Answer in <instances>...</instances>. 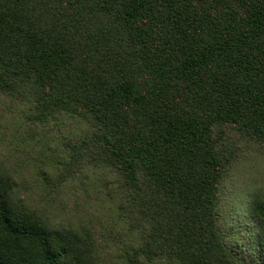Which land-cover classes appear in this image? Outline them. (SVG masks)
<instances>
[{
  "label": "trees",
  "instance_id": "16d2710c",
  "mask_svg": "<svg viewBox=\"0 0 264 264\" xmlns=\"http://www.w3.org/2000/svg\"><path fill=\"white\" fill-rule=\"evenodd\" d=\"M0 114L87 202L0 167V264H264V197L225 207L264 160V0H0Z\"/></svg>",
  "mask_w": 264,
  "mask_h": 264
},
{
  "label": "rangeland",
  "instance_id": "374dc122",
  "mask_svg": "<svg viewBox=\"0 0 264 264\" xmlns=\"http://www.w3.org/2000/svg\"><path fill=\"white\" fill-rule=\"evenodd\" d=\"M0 118L3 120L2 123L0 122V167L13 177L15 176L30 198L34 199L41 208L51 210L55 218L60 220L78 219L84 213L83 207L87 202L83 200L78 202L65 194L45 193L42 187L37 184L39 178L33 164L34 158H30L31 150L26 143V134L19 133L12 128L9 124L10 120L5 114H0ZM244 168H249L251 171L244 174ZM34 177L37 180L33 182ZM235 177L233 186L226 196L228 200L225 207L227 212L230 211L235 215V210L238 209L239 214L243 215L251 195L259 193L264 197V160L260 157L254 160L248 159L238 167ZM41 197H45V199L42 200ZM113 249V253L116 254L118 251Z\"/></svg>",
  "mask_w": 264,
  "mask_h": 264
}]
</instances>
